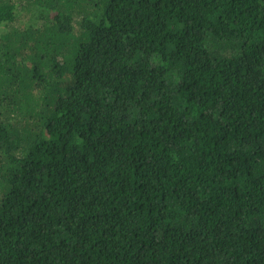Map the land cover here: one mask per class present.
I'll use <instances>...</instances> for the list:
<instances>
[{
    "label": "trees",
    "instance_id": "1",
    "mask_svg": "<svg viewBox=\"0 0 264 264\" xmlns=\"http://www.w3.org/2000/svg\"><path fill=\"white\" fill-rule=\"evenodd\" d=\"M0 264H264V0H0Z\"/></svg>",
    "mask_w": 264,
    "mask_h": 264
}]
</instances>
